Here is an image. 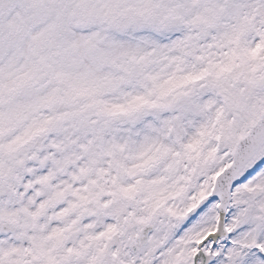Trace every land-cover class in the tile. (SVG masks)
I'll use <instances>...</instances> for the list:
<instances>
[{
    "label": "snow or ice",
    "instance_id": "snow-or-ice-1",
    "mask_svg": "<svg viewBox=\"0 0 264 264\" xmlns=\"http://www.w3.org/2000/svg\"><path fill=\"white\" fill-rule=\"evenodd\" d=\"M0 264H264V0H0Z\"/></svg>",
    "mask_w": 264,
    "mask_h": 264
}]
</instances>
